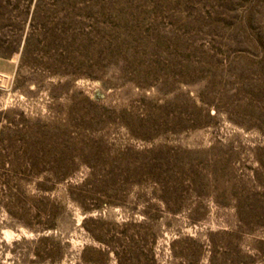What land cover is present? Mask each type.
Wrapping results in <instances>:
<instances>
[{
    "label": "rangeland",
    "instance_id": "rangeland-1",
    "mask_svg": "<svg viewBox=\"0 0 264 264\" xmlns=\"http://www.w3.org/2000/svg\"><path fill=\"white\" fill-rule=\"evenodd\" d=\"M0 264H264V0H0Z\"/></svg>",
    "mask_w": 264,
    "mask_h": 264
}]
</instances>
